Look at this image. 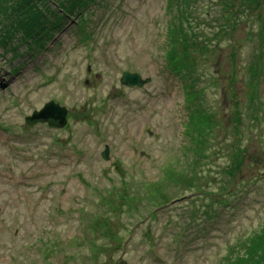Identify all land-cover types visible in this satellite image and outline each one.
<instances>
[{"label":"rangeland","instance_id":"1","mask_svg":"<svg viewBox=\"0 0 264 264\" xmlns=\"http://www.w3.org/2000/svg\"><path fill=\"white\" fill-rule=\"evenodd\" d=\"M259 232L264 0H0V264H235Z\"/></svg>","mask_w":264,"mask_h":264},{"label":"trees","instance_id":"2","mask_svg":"<svg viewBox=\"0 0 264 264\" xmlns=\"http://www.w3.org/2000/svg\"><path fill=\"white\" fill-rule=\"evenodd\" d=\"M227 6L228 5H225V8L229 9ZM227 21L229 23V27L227 31L232 34L234 30V21H231L228 19ZM225 26H224V29H225ZM188 29L190 31L193 29L191 28V23L188 24L186 28H184L183 25H180L179 30L177 31L175 35L176 39L175 40L173 39L170 45L168 44V49H167L168 59H170L172 62L176 60L175 55H178V52H179V55L184 54L183 56H187V53L190 51V48L193 46V42H191V40L189 39V35L187 32ZM230 37H231V40H233L232 36ZM196 38H198V36H196ZM197 112L198 111H196L195 114L190 116L192 120L194 119V116L198 114ZM192 123L193 122H191V124ZM198 190H191V191L200 192V194H202V191L201 190L198 191ZM255 235L256 236L253 238L251 245H249L247 248L248 253H246L245 256L240 257L235 262V264H264V232L262 233L259 232Z\"/></svg>","mask_w":264,"mask_h":264},{"label":"water","instance_id":"3","mask_svg":"<svg viewBox=\"0 0 264 264\" xmlns=\"http://www.w3.org/2000/svg\"><path fill=\"white\" fill-rule=\"evenodd\" d=\"M151 78H144L139 73L124 72L121 78V83L127 87H144L145 84L151 82ZM67 108L60 104L51 101L47 103L40 111H35L32 117L27 118L29 124L47 123L51 128H63L67 125ZM103 157L106 160L110 159L109 148L103 153Z\"/></svg>","mask_w":264,"mask_h":264}]
</instances>
